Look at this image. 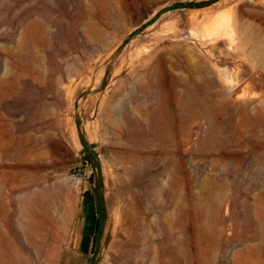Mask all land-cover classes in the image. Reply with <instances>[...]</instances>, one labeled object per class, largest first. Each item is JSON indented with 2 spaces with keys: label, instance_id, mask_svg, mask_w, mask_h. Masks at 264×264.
<instances>
[{
  "label": "rangeland",
  "instance_id": "obj_1",
  "mask_svg": "<svg viewBox=\"0 0 264 264\" xmlns=\"http://www.w3.org/2000/svg\"><path fill=\"white\" fill-rule=\"evenodd\" d=\"M12 78L0 225L32 264H264V0H0ZM39 189L48 258L21 227Z\"/></svg>",
  "mask_w": 264,
  "mask_h": 264
},
{
  "label": "bare ground",
  "instance_id": "obj_2",
  "mask_svg": "<svg viewBox=\"0 0 264 264\" xmlns=\"http://www.w3.org/2000/svg\"><path fill=\"white\" fill-rule=\"evenodd\" d=\"M15 84H16L15 78H12L10 81H8L7 85L5 86L0 83V95L2 93L5 94L9 92L15 86ZM19 141H20L19 139L13 136L12 130L8 122L5 121L3 117L0 115V148L2 147L5 154L10 155L13 152L12 151L13 145L16 143L18 144ZM21 142L22 141H20L19 143ZM26 149L25 151H27ZM22 152L23 151H20V153ZM75 177L76 179H79V176H75ZM50 197H51L50 193H48V191L46 190L39 189L37 191H32V197H29L27 201L29 207L26 206L27 208L24 209V216L21 223L22 232L27 242L33 245L37 253H41L47 258L51 256L56 249H58L56 246L57 234L53 232L54 230H56V226H58L57 225L58 219L56 217L57 220L55 222L52 216L53 214H51V211L47 207L49 205L48 203ZM144 244H146L145 251L147 252L148 255L151 253L152 242L147 240V243ZM158 255H159V264H164V262L162 261L163 254L161 253V251L158 252ZM177 255L178 254L176 250H173L172 253L173 261L171 264L178 263ZM0 264H32L29 254L26 253L24 250L20 249L13 242L11 237H9V235L3 230L2 225H0Z\"/></svg>",
  "mask_w": 264,
  "mask_h": 264
},
{
  "label": "crops",
  "instance_id": "obj_3",
  "mask_svg": "<svg viewBox=\"0 0 264 264\" xmlns=\"http://www.w3.org/2000/svg\"><path fill=\"white\" fill-rule=\"evenodd\" d=\"M96 221H97V218H96ZM86 225H87L86 218L83 215L82 224L80 225L79 229H77L76 231L75 241H74V246L77 249L82 250V251L83 250L88 251L93 245V242H94L93 238H95L94 235L91 236V233L90 234L85 233Z\"/></svg>",
  "mask_w": 264,
  "mask_h": 264
},
{
  "label": "water",
  "instance_id": "obj_4",
  "mask_svg": "<svg viewBox=\"0 0 264 264\" xmlns=\"http://www.w3.org/2000/svg\"><path fill=\"white\" fill-rule=\"evenodd\" d=\"M96 224H97V221H96ZM95 227H96V225H95ZM94 239H95V238H93V241H94Z\"/></svg>",
  "mask_w": 264,
  "mask_h": 264
}]
</instances>
